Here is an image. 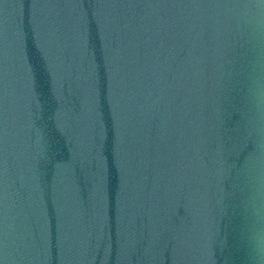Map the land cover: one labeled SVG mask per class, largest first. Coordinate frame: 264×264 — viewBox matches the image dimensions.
<instances>
[{
	"label": "water",
	"instance_id": "95a60500",
	"mask_svg": "<svg viewBox=\"0 0 264 264\" xmlns=\"http://www.w3.org/2000/svg\"><path fill=\"white\" fill-rule=\"evenodd\" d=\"M0 264H264V0H0Z\"/></svg>",
	"mask_w": 264,
	"mask_h": 264
}]
</instances>
